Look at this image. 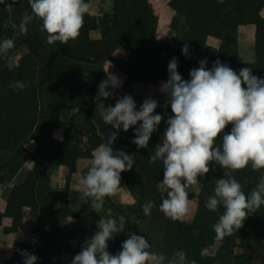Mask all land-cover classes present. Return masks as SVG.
<instances>
[{
    "label": "trees",
    "instance_id": "trees-1",
    "mask_svg": "<svg viewBox=\"0 0 264 264\" xmlns=\"http://www.w3.org/2000/svg\"><path fill=\"white\" fill-rule=\"evenodd\" d=\"M111 2L112 11L104 13L100 23L89 10L84 17L80 35L75 40L67 43L53 42L51 53L41 39L35 37L37 54L26 42H18L10 52V60L0 67V184L15 175L25 160H36L35 151L26 148L25 143L38 122L43 81L47 82L50 99V126L61 132L57 137L49 136L41 163L46 169H64V188H47L44 199L38 187L43 170L37 166L9 188L4 208L0 211V226L4 233L12 235L13 244L4 253L3 264H23L20 255L22 250L36 255L37 264H62L54 230L67 217L78 215V211L68 205L72 176L78 170V162L92 158L94 150L105 141L99 130L96 118L99 111L94 98L98 93V85L108 76L99 69L98 73H93L94 82L88 85L76 68L64 66L56 59L67 60L74 66L97 67L108 61L122 75V85L114 90L113 96L104 100L105 106L112 98L130 95L135 83L159 88L160 82L168 79L167 68L173 57L177 59L178 71L185 80L190 79L189 72L196 67L200 55L207 58L208 68L219 59L237 72L243 67H250L254 75L264 78V0H166L171 9L167 26L176 31L181 23L185 26L178 47L157 37L162 24L155 8L157 0ZM8 3L11 4V0ZM25 11H32L28 0ZM11 15V6L0 5V40L16 39V27L12 26L14 23ZM33 21L46 38L48 34L42 29V20L34 18ZM244 28L253 30L254 58L251 62L237 59V37ZM92 30H99V38L89 35ZM211 39L216 41L214 46L209 44ZM185 43L190 46L188 57L181 51ZM118 49L124 50L129 57L114 56ZM18 81L27 87L23 90L11 87ZM133 98L138 107L143 103L139 98ZM62 110L69 112L65 120L60 117ZM156 113L162 116L165 113L173 114L171 109L166 111L162 107H157ZM74 127L82 129L85 136L83 143L72 140L71 130ZM166 127L165 120H162L157 132L150 138L148 148H138L131 142L134 136L132 129L121 131L115 141L114 151L123 150L130 155L134 154L136 160L130 171L121 173V185L125 186L129 194L143 189L155 201L160 202L163 194L167 197V189L161 193L158 190L163 180V163L159 160L155 163L150 161L156 144L163 142ZM230 130L231 124L226 126L225 131ZM216 143H220L219 138ZM215 169L212 171L210 165L196 208L189 220L183 218L173 221L165 216L160 237L161 253L171 257L176 250L182 249L188 261H195V264H250L251 254L236 252V249L250 248L253 253L259 252L264 261V206L248 216L240 229L223 238L217 237L212 225L218 222L224 209L221 207L214 212L205 207L208 198L214 195L217 179L234 177L248 194L264 177V169L254 170L251 165L239 170L228 169L226 172L220 170L219 165ZM54 201L61 202L63 206L49 211V230H39L40 244L34 248L18 233L24 213L27 210L42 212ZM109 202L110 198L106 197L103 206ZM90 206L92 200L85 195L79 211ZM125 221L124 233L108 242V250L112 254L121 250V244L130 234V220L126 218ZM215 243L218 244L216 250L205 254L204 250Z\"/></svg>",
    "mask_w": 264,
    "mask_h": 264
},
{
    "label": "clouds",
    "instance_id": "clouds-1",
    "mask_svg": "<svg viewBox=\"0 0 264 264\" xmlns=\"http://www.w3.org/2000/svg\"><path fill=\"white\" fill-rule=\"evenodd\" d=\"M28 3L32 11L25 12L20 30L26 32L33 19L39 18L49 44L75 40L90 10L88 0H28ZM0 5L11 6L8 0H0ZM13 45L12 39L0 40V54ZM189 48L187 43L182 47L185 57L189 55ZM207 65V58L200 60L199 67L191 69L190 79L185 80L178 71L177 59L170 60L168 79L160 82L159 92L167 97L166 105H170L173 115L156 113L159 102L151 96L139 107L128 94L116 97L114 106H105L104 100L114 95L122 81L109 74L100 82L94 102L103 123L110 125L112 131L104 133V143L94 150L91 165L79 181L84 194L92 200L91 209L103 207L105 198L121 187V173L130 171L136 163L134 154L114 151L120 132L132 129L131 142L138 148H148L162 120L167 125L164 139L156 144L150 161L163 163L162 184L167 189V197L162 195L159 210L173 221L183 220L189 213L190 187L203 181L210 165L212 171L216 165L232 170L249 165L254 170L264 169V78L254 75L250 67L237 72L219 59L211 68ZM11 87L23 90L27 85L18 81ZM229 124L231 130L225 131ZM261 206H264V177L248 194L234 177L217 179L214 195L205 203L210 211L224 209L218 222L212 225L218 238L240 229L246 218ZM153 207L154 203L148 200L142 210L150 216ZM125 223L124 216L98 221L97 231L84 242L71 264H195L188 261L182 249L171 257L150 251L152 245L148 240L135 233L127 235L120 251L110 253L108 242L124 233ZM20 255L23 264H37L38 257L27 250L20 251Z\"/></svg>",
    "mask_w": 264,
    "mask_h": 264
},
{
    "label": "rangeland",
    "instance_id": "rangeland-1",
    "mask_svg": "<svg viewBox=\"0 0 264 264\" xmlns=\"http://www.w3.org/2000/svg\"><path fill=\"white\" fill-rule=\"evenodd\" d=\"M157 1L158 2L155 8L162 22L160 28L158 29V32L162 35L168 29H170L167 26L170 21V16L167 13V10H165L166 0ZM26 2L27 0H14V2L13 0H11L12 22L17 26L16 39L14 40L13 47L18 42H26L30 46V48L37 54L34 45V39L35 37H39L45 47L52 53L53 47L43 36L36 22L32 21L31 24L27 27L26 32H22L20 30L19 24L26 12ZM101 19L102 16L99 19V23L101 22ZM170 30L173 31V29ZM184 30V23H181V26L177 28V31L183 32ZM238 37L241 39L242 46L247 47V42H249L253 37L252 28H244L238 34ZM215 43V40H209L210 45L214 46ZM12 48L8 49L6 53L0 54V67H2L4 63H6L12 57L9 56ZM113 55L117 57H129L127 53L122 49L116 50ZM56 61H59L64 66L76 68L82 74L85 79V82L88 85H91L94 82L95 77L93 73H98L100 71L99 69H102V71L108 75H115L113 72L114 70H112L114 68L108 61H104L98 67L91 65L74 66L71 62L64 59H56ZM115 71L118 73L116 69ZM164 109L167 111L168 109H171V107H164ZM68 116V111L62 110L60 112L61 119L65 120ZM96 118L98 120L97 122L99 130L104 137V133H108V125H105L103 123L100 111L96 114ZM50 119L51 110L48 87L47 82L43 81L39 96L38 122L34 130L32 131L30 137L25 143L26 148L35 151L36 160H25L21 168L16 172L15 175L6 179L3 183L0 184V211H2L4 208L5 198L9 188L14 184L19 183L26 174V172L35 166H37L39 170H43V177L41 178L38 185L40 189V196L43 199L45 190L47 188L51 190H62L64 188V169L62 167H53L50 169H46L42 167L43 164L41 163V158L46 149V144L49 136L57 137L61 132V130L51 128ZM71 138L74 141L83 143L85 140V136L82 129L79 127H74L71 130ZM91 160L92 158L81 159L78 162V170L72 176L70 183L68 205L75 211H78V215L67 217L63 223L57 224L54 230V238L58 247L60 248L62 264H71V260L76 254L81 251L84 242L97 231L98 221H100L101 219L106 220L111 217L119 216H124L125 220L126 218H129L131 225L130 233H135L144 236L148 240L149 244L152 245L150 251L161 253L160 237L162 235L163 225L165 222V215L159 210V206L161 204L162 199H160V202L153 200L147 190L142 189L135 193L129 194L126 191L125 186L120 185L121 187L117 190V192L109 196L110 202L106 206H103L101 209L96 210L97 212L91 209V206L86 207L82 211H79L81 203L85 200L84 188L82 185H80L79 181L81 180L82 174H84L87 171L88 167L91 165ZM219 168L223 172H226L228 170V168H221L220 166ZM206 175L200 184L193 185L190 187L189 198L191 199V205L189 213L184 217L185 220H189L191 218L196 208L198 195L202 188ZM198 179L200 178L198 177ZM158 190L160 191V193L166 191V187L163 186L162 181L159 183ZM148 200H151L154 203V207L151 210L150 216H146L142 210V205ZM62 206L63 204L61 202L54 201L51 206H46L42 212L30 210L25 211L22 223L18 228L19 235L22 236V238L27 243L31 244L34 248L38 247L40 244L38 236L39 230L44 232H48L49 230L47 225L49 220V211L56 210ZM5 221L7 222V220ZM10 242H13L12 235L4 233L2 231V227L0 226V253H2L3 251L5 253L9 249ZM217 246V243L209 246L204 250V253L210 254L214 252ZM236 252L251 254L252 262L250 264H264V261L260 258V253H253L251 252L250 248L236 249Z\"/></svg>",
    "mask_w": 264,
    "mask_h": 264
},
{
    "label": "crops",
    "instance_id": "crops-1",
    "mask_svg": "<svg viewBox=\"0 0 264 264\" xmlns=\"http://www.w3.org/2000/svg\"><path fill=\"white\" fill-rule=\"evenodd\" d=\"M89 4H90V11L92 13H94L97 17V19L99 20L100 17L104 14V13H110L112 11V2L111 0H88ZM166 8L165 10H167V13L169 14V16L171 17V9L165 4ZM161 9V8H160ZM181 25H179L180 27ZM182 31L178 32L176 30H170L168 29L164 34H159V32L157 31V37L159 39H161L162 41L166 42L167 44L173 46V47H178L180 45V38L182 35ZM89 35L92 38H99L100 36V32L99 30H92L89 32ZM237 59L241 60V61H246V62H251L253 61L254 58V49H253V40L251 38V40L249 42H247L248 46L244 47L241 44V39L238 37L237 39ZM244 47V48H243ZM116 52V51H115ZM114 52V53H115ZM245 53V54H244ZM205 59V57H203L202 55L199 56L197 65L195 68L199 67V62L200 60ZM207 67H209V63L207 65ZM114 70V74L119 77L122 81V75L118 72ZM106 74V73H105ZM108 76V74H106ZM131 96L135 97V98H139L140 100L144 101V99L148 98L149 96H151L152 98L156 99L159 102V106L158 107H168L170 105H166V101H167V97L159 92V88L155 87V86H151V87H146L142 84L139 83H135L133 85V89L132 92L130 94ZM115 104V98H112L109 102L108 105H112L114 106ZM111 126L108 125V132L112 131V129L110 128ZM22 237V236H21ZM13 242L9 243V248L12 246ZM3 255H4V251L2 253H0V264H3Z\"/></svg>",
    "mask_w": 264,
    "mask_h": 264
}]
</instances>
